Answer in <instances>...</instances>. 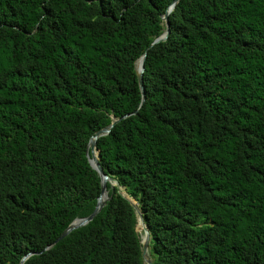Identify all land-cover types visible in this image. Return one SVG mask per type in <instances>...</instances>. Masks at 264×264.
I'll list each match as a JSON object with an SVG mask.
<instances>
[{
    "label": "trees",
    "instance_id": "trees-1",
    "mask_svg": "<svg viewBox=\"0 0 264 264\" xmlns=\"http://www.w3.org/2000/svg\"><path fill=\"white\" fill-rule=\"evenodd\" d=\"M172 1L0 0V264H146L110 182L55 242L127 114L99 162L153 264H264V0H180L150 46Z\"/></svg>",
    "mask_w": 264,
    "mask_h": 264
},
{
    "label": "water",
    "instance_id": "water-1",
    "mask_svg": "<svg viewBox=\"0 0 264 264\" xmlns=\"http://www.w3.org/2000/svg\"><path fill=\"white\" fill-rule=\"evenodd\" d=\"M180 0H173L172 3L167 7L166 12L163 14L162 18L166 23V30L163 34H161L159 37H157L150 46H153L154 44L161 42V41H165L168 38L170 29H169V22H168V18H169V14L170 12L174 9V7L176 6V4L179 2ZM147 56V50L145 51V53L136 61V72H137V77H138V82H139V86L141 89V94H142V101H141V106L145 103L146 100V96H145V88H144V71H145V66H144V62ZM140 61V66L138 65ZM137 110L134 112L136 113ZM129 114L120 117V118H114L113 121L111 122V124L105 126L104 128H101L100 130H98L95 134H93L90 138L89 141V149H90V153H91V157L89 158V162L91 164V166L99 173L100 177H101V195L98 198L96 207L94 209V211L87 217H83V218H76L73 222H71V224L60 234V236L57 238V241L63 239L64 237H66L68 234H70L73 230L82 227L86 224H88L98 213L99 211L102 209V207L105 205L106 201L109 199L108 196V190H107V183L110 182L112 187H117L119 189V192L125 197L127 198L131 204L133 205L135 212L137 214V218H138V224L139 222L142 223V225H144V227L146 228V238L145 239H140L141 243H142V255L144 258V261L146 264H153V260L150 256L149 253V244H150V232L144 222L143 219V214L141 212L140 207L137 204V200L133 197V195L131 193H128L126 191V189H124L123 187H121L120 183L118 182V180L116 178L110 177L108 174H106L103 170V167L101 166L100 162H99V150L97 148V140L99 137L107 135L111 129L113 128V126L120 121L121 119L127 117ZM95 152H97V154L95 155ZM89 156V155H88ZM32 254H34L33 252H29L27 253L25 256H23V258L21 259L20 264H24V262L27 260V258L29 256H31Z\"/></svg>",
    "mask_w": 264,
    "mask_h": 264
},
{
    "label": "rangeland",
    "instance_id": "rangeland-1",
    "mask_svg": "<svg viewBox=\"0 0 264 264\" xmlns=\"http://www.w3.org/2000/svg\"><path fill=\"white\" fill-rule=\"evenodd\" d=\"M137 232H138V235L140 237V239H143L144 236L146 235L145 234V230L143 228V226L141 225V223L139 222V224L137 225Z\"/></svg>",
    "mask_w": 264,
    "mask_h": 264
},
{
    "label": "bare ground",
    "instance_id": "bare-ground-1",
    "mask_svg": "<svg viewBox=\"0 0 264 264\" xmlns=\"http://www.w3.org/2000/svg\"><path fill=\"white\" fill-rule=\"evenodd\" d=\"M138 65L140 66V61H139V63H138ZM96 153L97 152H95V155H96ZM141 223V222H140ZM141 225H142V223H141ZM143 226V228H144V230H145V234H146V228L144 227V225H142ZM147 235V234H146ZM146 235L144 236V238L143 239H145L146 238Z\"/></svg>",
    "mask_w": 264,
    "mask_h": 264
}]
</instances>
